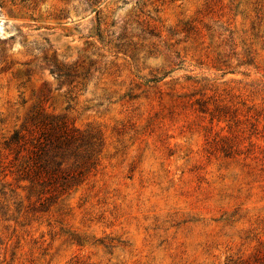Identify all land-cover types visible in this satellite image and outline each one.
<instances>
[{"label":"rangeland","instance_id":"obj_1","mask_svg":"<svg viewBox=\"0 0 264 264\" xmlns=\"http://www.w3.org/2000/svg\"><path fill=\"white\" fill-rule=\"evenodd\" d=\"M48 122L97 132L99 164L44 205L0 166V264L264 253V0H0V164Z\"/></svg>","mask_w":264,"mask_h":264},{"label":"trees","instance_id":"obj_2","mask_svg":"<svg viewBox=\"0 0 264 264\" xmlns=\"http://www.w3.org/2000/svg\"><path fill=\"white\" fill-rule=\"evenodd\" d=\"M261 6V4H259ZM81 65L53 64L52 71L63 82H73ZM10 157L6 165L20 180L28 181L41 198V204L56 201L85 182L99 164L103 138L93 131H79L65 124L48 122L33 129L16 130L4 142ZM247 264H264L259 252Z\"/></svg>","mask_w":264,"mask_h":264}]
</instances>
